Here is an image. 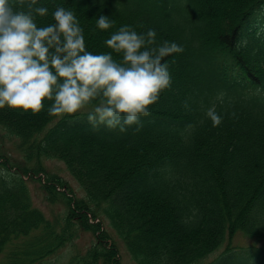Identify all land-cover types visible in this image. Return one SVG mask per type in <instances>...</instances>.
<instances>
[{"label": "trees", "instance_id": "16d2710c", "mask_svg": "<svg viewBox=\"0 0 264 264\" xmlns=\"http://www.w3.org/2000/svg\"><path fill=\"white\" fill-rule=\"evenodd\" d=\"M219 4L38 0V6L48 8L47 16H37L38 27L55 23L57 6L70 9L84 29L86 50L112 52L117 61L121 55L97 46L109 34L96 27L100 15L114 20V27L129 25L137 33L154 29L158 43L183 47L182 53L165 58L169 65L182 61V72L171 77L170 88L150 106V114L139 117V131L137 125L125 132L73 126L68 120L80 115L51 117L52 101L47 100L36 115L0 109L2 139L13 141L28 162L60 160L85 193L76 198L48 183L41 186L47 203L65 209L57 232V222L33 206L23 178L46 174V168L2 162L0 144V264H45L76 238L73 230L96 235L105 221L119 232L136 264H205L224 244L225 251L208 264H264L259 250L245 256L233 247L239 234L264 241V97L250 91L264 90V46L255 37L244 49L235 45L240 28L264 0H242L225 27L217 16ZM235 69L243 76L240 82ZM213 107L222 118L218 126L207 115ZM88 213L101 222L90 223ZM108 237L102 231L87 256L65 264H122L117 249L106 247Z\"/></svg>", "mask_w": 264, "mask_h": 264}, {"label": "clouds", "instance_id": "9594fccd", "mask_svg": "<svg viewBox=\"0 0 264 264\" xmlns=\"http://www.w3.org/2000/svg\"><path fill=\"white\" fill-rule=\"evenodd\" d=\"M47 15L48 8L38 6V0H0V109L36 115L47 100L52 101L47 114L59 117L98 101L87 114L94 129L106 125L125 132L137 125L139 131V117L148 116L150 106L171 86L165 58L182 53L183 47L167 40L158 43L154 29L137 33L124 25L104 42L122 56L117 61L112 52L86 50L84 29L72 10L57 6L55 23L38 27L37 16ZM114 24L106 15L96 21L104 31ZM207 115L214 126L221 123L214 107Z\"/></svg>", "mask_w": 264, "mask_h": 264}, {"label": "rangeland", "instance_id": "374dc122", "mask_svg": "<svg viewBox=\"0 0 264 264\" xmlns=\"http://www.w3.org/2000/svg\"><path fill=\"white\" fill-rule=\"evenodd\" d=\"M220 1V8L218 9V19L220 21V24L222 27H225V25H229L232 20H229L232 18V15L235 14L236 6L242 2V0H219ZM119 28L118 27H112L108 30V37L105 39L107 40L110 38V35L114 32H116ZM142 33V32H140ZM103 40V39H102ZM102 40L97 41V46L99 49L106 48L105 40L102 42ZM181 64L182 61H176L170 65L169 72L172 76L181 75ZM87 112H91L88 110V108H85L79 113L76 114H84ZM54 123H52V126ZM1 132V131H0ZM0 144L4 145V154L3 158H1V161H8V163L12 165H16L21 168H28V169H34L37 167V165L42 164L45 168L47 173L43 174L41 180L35 179L33 181H30L28 179V185L30 188L31 196L33 205L38 208L40 211H42L46 217L55 224L57 222L56 231L60 232L62 225L64 224L63 218L65 209L62 204L56 203V204H49L45 200V194L43 193L41 186H45L47 183L48 185H53L57 190L66 192L68 196L70 197H77V198H83L85 196V193L83 192L82 188L78 184V182L71 176V173L68 171L66 165L61 162L58 159H43L40 161L39 159H32L31 162H28L27 159L24 157V155L18 150L16 144L13 141L6 139H2L0 137ZM14 151V155L12 156L9 152ZM7 155L8 158H7ZM56 176L68 183L66 186L61 185L56 182L57 178L52 177ZM137 189L141 190V186L138 185ZM142 191V190H141ZM154 206H152L153 208ZM89 216V222L90 223H98L99 220H95L94 218L91 219L92 215L91 213H88ZM57 219V220H56ZM101 219V218H98ZM100 222V221H99ZM104 225V223H103ZM105 227L107 230L99 229L97 231L98 236L101 235L102 231H106L111 238L108 237V243L106 247L108 249H117L119 252V260H121L122 264H135L131 256L128 252L127 246L125 241L120 237L118 231L112 230L108 226V222L105 221ZM75 233V239L71 242H68L63 248H61L60 251L55 253L53 256L49 257L48 259H45V264H65L69 262L73 257L76 256H87L86 252L92 248V245L96 242V238L93 233L91 232H82L78 229L73 230ZM36 234V233H35ZM52 242V241H51ZM264 241L256 242L253 239L244 238L242 235H237L236 238L233 241V247L234 248H243V247H250V246H257L259 248L263 247ZM226 248V247H225ZM225 248H220L219 251H217L215 254H213L208 260V264L212 262L213 260L217 259L221 256V254L225 251ZM224 250V251H223Z\"/></svg>", "mask_w": 264, "mask_h": 264}]
</instances>
